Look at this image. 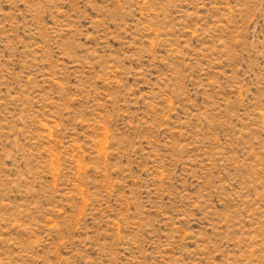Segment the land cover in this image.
I'll list each match as a JSON object with an SVG mask.
<instances>
[{
  "label": "rangeland",
  "instance_id": "1",
  "mask_svg": "<svg viewBox=\"0 0 264 264\" xmlns=\"http://www.w3.org/2000/svg\"><path fill=\"white\" fill-rule=\"evenodd\" d=\"M0 264H264V0H0Z\"/></svg>",
  "mask_w": 264,
  "mask_h": 264
}]
</instances>
